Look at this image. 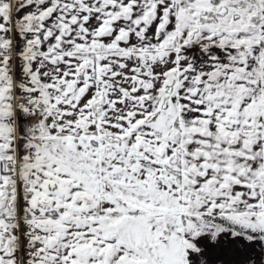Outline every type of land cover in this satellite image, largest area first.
I'll return each instance as SVG.
<instances>
[{
    "label": "snow or ice",
    "instance_id": "1",
    "mask_svg": "<svg viewBox=\"0 0 264 264\" xmlns=\"http://www.w3.org/2000/svg\"><path fill=\"white\" fill-rule=\"evenodd\" d=\"M0 264H264V0H0Z\"/></svg>",
    "mask_w": 264,
    "mask_h": 264
}]
</instances>
